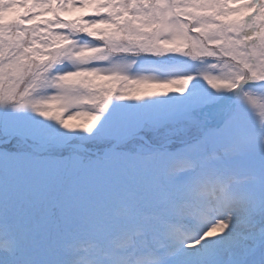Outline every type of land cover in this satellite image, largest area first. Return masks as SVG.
Returning <instances> with one entry per match:
<instances>
[{"label":"snow or ice","instance_id":"1","mask_svg":"<svg viewBox=\"0 0 264 264\" xmlns=\"http://www.w3.org/2000/svg\"><path fill=\"white\" fill-rule=\"evenodd\" d=\"M0 264H264V0H0Z\"/></svg>","mask_w":264,"mask_h":264},{"label":"rangeland","instance_id":"2","mask_svg":"<svg viewBox=\"0 0 264 264\" xmlns=\"http://www.w3.org/2000/svg\"><path fill=\"white\" fill-rule=\"evenodd\" d=\"M80 10L70 11L69 13L64 14L65 19H75L81 15ZM73 123H76V121H73Z\"/></svg>","mask_w":264,"mask_h":264}]
</instances>
